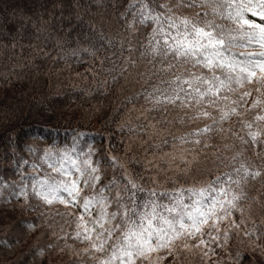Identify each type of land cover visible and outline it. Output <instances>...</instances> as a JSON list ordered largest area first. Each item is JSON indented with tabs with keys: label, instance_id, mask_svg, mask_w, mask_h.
I'll use <instances>...</instances> for the list:
<instances>
[{
	"label": "snow or ice",
	"instance_id": "6c2138e0",
	"mask_svg": "<svg viewBox=\"0 0 264 264\" xmlns=\"http://www.w3.org/2000/svg\"><path fill=\"white\" fill-rule=\"evenodd\" d=\"M88 2L111 6L120 27L105 32L77 15L68 33L88 31L77 33L71 55L91 59L95 90L121 80V92L134 87L117 109L123 154L108 155L107 182L94 150L78 152L76 138L39 158L46 176L33 179L32 193L72 228L53 237L83 245L72 253L81 264H185L189 255L207 264L234 235L264 251V0ZM49 23L32 25L35 39ZM81 34L95 39L79 43ZM28 187L17 195L27 200Z\"/></svg>",
	"mask_w": 264,
	"mask_h": 264
},
{
	"label": "trees",
	"instance_id": "16d2710c",
	"mask_svg": "<svg viewBox=\"0 0 264 264\" xmlns=\"http://www.w3.org/2000/svg\"><path fill=\"white\" fill-rule=\"evenodd\" d=\"M63 3V8H55L53 0H0V264H81L72 253L83 245L52 235H63L61 227L71 234L72 228L43 205L30 187L34 178L46 176V165L41 167L39 160L45 149L71 148L76 138L78 152L93 149V159L104 165L105 182L112 175L108 155L123 154V134L117 131L121 117L116 113L134 86L130 83L121 92V80L108 93L95 90L87 71L91 59L86 53H81L83 61L71 55V49L78 46L77 33L87 32V25L80 24L68 33L70 25L79 23L77 15L113 34L120 22L111 6L98 7L88 0H80L79 8L72 6V0ZM43 21H50L48 32L37 40L32 25ZM45 36H49L46 41ZM57 39L68 40L63 49ZM93 40L85 41L83 34L79 37V43ZM28 146L35 152H29ZM26 183L27 200L17 195ZM56 207L63 211V206ZM248 244L246 238L234 235L226 250L228 260L235 264L232 257L242 253V264H264V251L252 252ZM189 261L205 264L195 257L185 264Z\"/></svg>",
	"mask_w": 264,
	"mask_h": 264
},
{
	"label": "rangeland",
	"instance_id": "374dc122",
	"mask_svg": "<svg viewBox=\"0 0 264 264\" xmlns=\"http://www.w3.org/2000/svg\"><path fill=\"white\" fill-rule=\"evenodd\" d=\"M238 216V214H237ZM227 253H226V250L225 249H222V248H216V255L212 257V259H210L209 261L210 262H213V261H219V264H232L230 262V260H228L227 258ZM194 257L192 256H188V259H192ZM165 264H167V261L165 262Z\"/></svg>",
	"mask_w": 264,
	"mask_h": 264
}]
</instances>
